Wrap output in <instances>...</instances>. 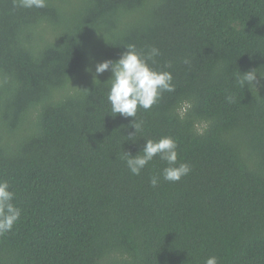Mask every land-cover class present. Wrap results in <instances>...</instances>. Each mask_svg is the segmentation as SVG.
Instances as JSON below:
<instances>
[{
  "label": "trees",
  "instance_id": "obj_1",
  "mask_svg": "<svg viewBox=\"0 0 264 264\" xmlns=\"http://www.w3.org/2000/svg\"><path fill=\"white\" fill-rule=\"evenodd\" d=\"M128 45L158 48L150 66L175 84L138 109L132 141L110 72L84 71ZM253 69L264 75V0H0V180L21 210L0 264H264V87L236 83ZM165 136L191 171L152 187L166 163L132 175L123 153Z\"/></svg>",
  "mask_w": 264,
  "mask_h": 264
},
{
  "label": "clouds",
  "instance_id": "obj_2",
  "mask_svg": "<svg viewBox=\"0 0 264 264\" xmlns=\"http://www.w3.org/2000/svg\"><path fill=\"white\" fill-rule=\"evenodd\" d=\"M15 6L24 9H42L47 6V0H14ZM160 50L155 46H149L146 50H137L135 45H128L119 58L116 60H103L97 62L93 67L86 66L84 71L90 74L93 81L105 72H110L109 79L105 82L108 85L107 101L110 104L112 116L117 114L132 119L133 133L127 137L135 136L142 128V122L137 121L138 109L150 110L158 104L164 93L175 92V84L171 72L156 70L150 64L156 63L160 56ZM188 63L187 60L184 61ZM170 67V65H169ZM240 73V72H239ZM259 77V79H258ZM264 75L259 74L256 69L240 73L236 77V83L241 87H264L261 80ZM228 103L233 101L232 96H226ZM190 100H182L175 108V115L183 120L192 109ZM197 135H203L207 128L206 123L193 125ZM134 143V142H133ZM177 142L169 136L161 137L159 140L147 139L143 148L135 155L123 153L126 166L132 175H140L141 171L154 158L166 163L159 174L151 176L149 183L152 187L158 186L161 178L165 181L175 183L187 176L190 165L186 162H178ZM15 194L10 190L6 180H0V235L10 232L21 217V210L15 206L13 200ZM205 264H218L215 256L205 260Z\"/></svg>",
  "mask_w": 264,
  "mask_h": 264
}]
</instances>
